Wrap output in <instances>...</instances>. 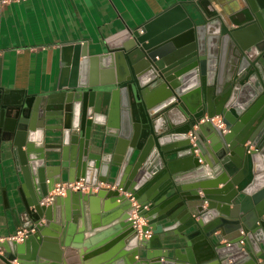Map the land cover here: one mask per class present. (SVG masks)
I'll return each mask as SVG.
<instances>
[{"label":"water","instance_id":"obj_1","mask_svg":"<svg viewBox=\"0 0 264 264\" xmlns=\"http://www.w3.org/2000/svg\"><path fill=\"white\" fill-rule=\"evenodd\" d=\"M192 5L104 54L60 46L52 90L0 86L26 230L0 240L6 264H63L68 247L80 264H264V0ZM62 175L113 188L40 205Z\"/></svg>","mask_w":264,"mask_h":264},{"label":"crops","instance_id":"obj_2","mask_svg":"<svg viewBox=\"0 0 264 264\" xmlns=\"http://www.w3.org/2000/svg\"><path fill=\"white\" fill-rule=\"evenodd\" d=\"M194 2L0 0V86L24 89L29 94L52 90L59 78L60 46L84 41L86 53L91 56L126 47L132 33L140 32L145 22L177 5L190 12ZM85 70L89 79V65ZM60 181H66L65 175ZM111 181L109 178L105 183ZM17 184L10 161L0 155V240L7 239L20 227ZM133 213L134 210L131 216ZM87 214L89 220L90 212ZM227 238L222 237L220 242ZM3 255L0 251V264H6ZM62 260L63 264L81 262L76 250L69 247L65 248Z\"/></svg>","mask_w":264,"mask_h":264},{"label":"built area","instance_id":"obj_3","mask_svg":"<svg viewBox=\"0 0 264 264\" xmlns=\"http://www.w3.org/2000/svg\"><path fill=\"white\" fill-rule=\"evenodd\" d=\"M207 120L212 122L218 128L223 127V123L221 122L219 115H213L211 117H207L206 115H203L198 119L197 123H201ZM101 187L113 188V185L104 183L101 181H97L94 185L86 184L82 177H78L77 179H71V180H66V181H59L57 183H54L51 186V188L47 191V193L39 200V204L40 205L49 204L55 196L64 195V192L66 190L81 191V192H95ZM125 196H128V194H125ZM134 207H136V204L134 205ZM130 219H132L133 227H138L140 224L144 223L141 217L140 218L136 217L135 211ZM237 232H238V235L244 234L242 229H238ZM138 233H140L139 228H138ZM25 234H26V230L24 228L19 227L14 231L12 235L8 237V239L19 242L24 238ZM143 234L146 237L149 235V231L145 230ZM242 242L243 240L240 239L239 243H242Z\"/></svg>","mask_w":264,"mask_h":264}]
</instances>
